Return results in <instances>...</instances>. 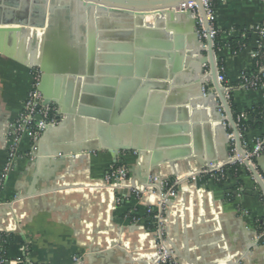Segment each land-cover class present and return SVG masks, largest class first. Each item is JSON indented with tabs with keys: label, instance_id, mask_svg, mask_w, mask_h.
<instances>
[{
	"label": "crops",
	"instance_id": "1",
	"mask_svg": "<svg viewBox=\"0 0 264 264\" xmlns=\"http://www.w3.org/2000/svg\"><path fill=\"white\" fill-rule=\"evenodd\" d=\"M214 12L217 27L227 35L226 42L264 26V0L218 1ZM145 20V25L157 24L154 17ZM178 26L186 37L187 25ZM252 33V41L240 54L232 55L225 48L217 55L218 68L225 78L221 85L231 89L230 108L232 95L236 113L246 120L247 112L253 114L249 121L254 127L245 140L249 147L257 139H264V87H240L242 74L255 72L252 53L259 45L264 49V41L259 44V37ZM202 55L199 58L203 60L206 54ZM205 72H210L209 66ZM182 74L187 76L185 70ZM174 78L166 83L170 91H156L165 94L162 99L135 101V113L138 109L141 114L136 116V123L126 120L123 128L110 118L113 125L108 128L107 147L84 158L51 155L57 147L74 145L76 138V121L73 128H64L67 117L61 114V107L51 104L58 111L56 126L40 137L39 152L30 139H22L0 190V211H4L0 213V237H6L8 260L21 259L28 264H157V232L162 228L165 246L177 264H264V236L260 233L264 230V192L246 166L239 177L222 186L203 183L202 178L181 184L174 189L175 196L168 201L161 223L148 216V210L159 215V207L154 205L157 184H170L185 177L190 169L188 174L206 170V166H222L234 157L229 141L232 130L223 122L224 109L211 82L203 85L206 93L198 89L200 97L196 98L193 94L198 92L189 78H181L177 84ZM31 84L30 67L0 57V128L5 126L1 121L10 128L18 119ZM87 85L90 83L83 82L79 88ZM172 92L174 102L169 103ZM182 98L188 104L180 109L176 104ZM133 104L131 99L126 106L132 108ZM151 106L153 111L149 110ZM186 108L190 110L188 120L182 121L180 117L187 116L181 110ZM180 126L187 129L176 133ZM113 128H119L117 140H113ZM164 128L167 132L171 128V133L164 134ZM2 132L0 176L9 153L7 138L5 144L1 141L9 131ZM180 138H187L188 143L160 147L165 139ZM120 145L127 149H119ZM113 151L119 153L118 157ZM117 163L128 170V180L114 193L106 177ZM258 165L264 181V153ZM150 172H157L156 177ZM134 190L144 194L141 200L133 196Z\"/></svg>",
	"mask_w": 264,
	"mask_h": 264
},
{
	"label": "water",
	"instance_id": "2",
	"mask_svg": "<svg viewBox=\"0 0 264 264\" xmlns=\"http://www.w3.org/2000/svg\"><path fill=\"white\" fill-rule=\"evenodd\" d=\"M190 3L199 6L200 19L207 35L205 42L198 39V21L189 19L191 12H179L182 6ZM148 15L166 16V19L155 26L145 25L144 19ZM178 24L182 27L187 25L184 31L187 38L180 34ZM193 32L196 37L192 36ZM210 33V22L202 0H0V57L39 70V91L44 104L54 103L61 107V114L67 117L64 128H73L72 123L76 121L77 127L73 130L76 133L75 144L53 149L52 156L66 158L71 154L84 158L93 151L106 148V141L110 140L108 128L113 125L109 122L110 118L123 128L126 127V120L136 123V116L141 114L138 109L135 113V101L148 97L152 102L162 99L165 94L156 91H170L169 84H166L170 77H175V84L182 81L181 78H189L194 83L193 89L198 92L193 94L196 98L200 97L198 89L203 91V85L209 80L224 109L223 122L232 130L237 156L218 168L206 166V171L212 174L243 162L264 192V181L257 170L259 165L255 168L245 156L241 136L225 96L226 88L219 82ZM194 43L204 45L206 49L195 54L190 49ZM197 45L196 48L199 47ZM202 52L206 57L199 63L198 56H203ZM200 65L209 66L210 72L205 74ZM184 70L188 77L182 74ZM198 75L201 78L197 82ZM83 82L90 85L79 88ZM53 83L55 87H52ZM174 91L181 94L179 89ZM172 95L173 92L169 95V103L174 100ZM131 99L134 104L128 108L126 105ZM191 103L194 106L195 103ZM186 104L188 102L182 98L176 105L182 109V105ZM149 110L153 111V107ZM189 111V108L181 110L183 116H187L185 119L180 117L182 121L188 120ZM1 122L5 126L0 128V132H8L9 124ZM91 127H95L94 130ZM118 129H112L113 140H117L115 134ZM181 129L187 128L180 126L176 133ZM170 131L164 128L162 132L169 134ZM1 141L5 144L6 135ZM161 143L160 147H173L186 145L188 139H165ZM119 149L127 148L120 145ZM111 153L118 157V152ZM190 171L181 184L204 174V170L188 174ZM156 173L150 172V176ZM160 189L158 184L154 188V203H162L160 213L163 214L169 205L168 197H163ZM119 190L118 187L112 188L114 193Z\"/></svg>",
	"mask_w": 264,
	"mask_h": 264
},
{
	"label": "built area",
	"instance_id": "3",
	"mask_svg": "<svg viewBox=\"0 0 264 264\" xmlns=\"http://www.w3.org/2000/svg\"><path fill=\"white\" fill-rule=\"evenodd\" d=\"M218 1L226 3L229 1H237V0H202L208 20L210 22V30H211L210 34H211L214 48H215V42L217 38L219 37V34L221 33L214 19L215 4ZM180 11L191 12V15H193L194 18L198 21L197 26H198L199 38L200 40L205 41L207 35L204 30L202 21L200 19L199 6L196 3H190L188 5L182 6L180 8ZM252 32L257 34V36L259 37V44H261L262 41H264V26H258ZM245 33L246 32H243V34H241L242 37H245ZM246 48L247 46H244V49ZM205 49H206V46H205ZM218 51L220 53L222 50L218 49ZM215 55H216V52H215ZM251 56L254 61V65H255V69L257 71L256 73L258 74V77L257 78L251 77L250 75L246 73L242 74L241 80H240V87L245 90H257V89L264 87V49L261 47V45H259L258 49L255 50ZM216 58H217V55H216ZM31 73H32V84H31L29 93L27 95V98L23 104L22 112L19 115L18 119L12 125H10L9 132L6 136L9 153H8L7 164L0 176V190L3 188L4 183L6 182L9 176V173L11 172L13 164L17 158L19 145L22 139L23 138L30 139L32 142V147L35 150V146L38 144V141L40 140V137L43 135V133L49 127L56 126L55 118H56V113L58 111L55 106H52L51 104H48V105L44 104L42 95L39 91V86L41 82V72L37 69H31ZM218 79H219L220 84L222 85L225 84V78L222 75L219 68H218ZM230 91H231L230 88H226V99L227 100H229ZM243 118L244 117H238L237 121H235L238 131H239V127H241ZM230 136H231L230 141L232 143L231 151L235 156L237 154L236 143L232 136V133H230ZM240 136H241V142H242V135L240 134ZM242 148L245 152L246 158L255 168H257V160L264 153V139H257L252 144L251 147L248 146L247 142H242ZM223 169H220L216 172L222 174ZM205 175H210V173H207V171L204 170V174L198 178H202ZM127 180H128V170L124 166L118 165V163L115 166L111 167L110 172L108 173L106 177V183L110 185L111 188H114V187L121 188L123 187L124 183ZM153 181L156 183L159 182L158 179H153ZM187 181L190 183L191 181H193V179H189ZM181 182L182 180L176 179L170 184H158L161 188L160 190L162 192V196L168 197L167 203L168 201H170L171 197L175 196L174 189L180 186ZM154 193L156 194L155 191ZM132 194L138 200H141L142 197L144 196L142 192H138L136 190H134ZM154 205L159 207V215L148 210V216L151 217L152 221L154 222L159 221V223H161L162 214L160 213V206L162 205V203L158 201V203L157 204L154 203ZM151 214H155V215L152 217ZM157 233H158L157 255L159 257L157 264H177L173 255L167 250L165 246L162 228H159ZM262 236H264V232L262 233ZM6 244H7V240L2 239L0 237V248H4ZM4 255H6V253H3L2 250H0V264H7V263L8 264H28L26 263L25 260H21V259L10 261L4 258L3 257ZM77 261L79 262L80 259H78Z\"/></svg>",
	"mask_w": 264,
	"mask_h": 264
},
{
	"label": "trees",
	"instance_id": "4",
	"mask_svg": "<svg viewBox=\"0 0 264 264\" xmlns=\"http://www.w3.org/2000/svg\"><path fill=\"white\" fill-rule=\"evenodd\" d=\"M241 34H243V32ZM241 34L238 35L236 38H232L230 40H227V42H226L225 39H226L227 35L225 36L223 34V32H221L219 34V37L217 38V40L215 42L214 51L216 52V55L219 54L218 49L224 50L225 48H228L230 54H232V55H238L241 52H243L245 50L244 46H248V44L252 41V38H253L252 34L253 33L252 32H246L245 33V37H242ZM219 66L220 65L218 64V67ZM256 72L257 71L255 69V72L252 75H250V76L257 78L258 74ZM231 100L230 101L232 102L231 103V109H232L233 117H234V120L237 121L238 117H244V116H241L240 114L236 113L235 106L233 105L232 95H231ZM256 112L257 113H261V109H257ZM251 114H252V112H247L248 120H246V118L245 119L243 118L242 119V123H241V127H239L240 134L242 135V142H246L245 140H246V137H247L246 136L247 132L254 127L252 122L249 121V116H251ZM242 169H244V166L240 165L239 163H237V164H234L233 166L225 167L223 169V173L222 174H220L218 172H214V173H212V175L210 174V175L202 177V182L203 183L213 182V183H216V184L222 186L225 182H228L229 179H231V178L233 179V178L239 177L240 172H241ZM154 215L155 214H151L152 217ZM263 232H264V230H262L260 233L262 234ZM1 238L2 239H6L5 236H3ZM0 250H2L3 253H6V255H4L3 257L8 259V257H7V247L5 246L4 248H0Z\"/></svg>",
	"mask_w": 264,
	"mask_h": 264
},
{
	"label": "bare ground",
	"instance_id": "5",
	"mask_svg": "<svg viewBox=\"0 0 264 264\" xmlns=\"http://www.w3.org/2000/svg\"><path fill=\"white\" fill-rule=\"evenodd\" d=\"M179 12H181V11H179ZM185 13H187V12H185ZM154 17V21H157L156 23L158 24V23H163V22H165V19H166V16H160V15H148V16H146L145 17V19L147 18V17ZM195 19L194 18V16L193 15H190V17H189V19ZM144 19V21H146ZM158 21H160V22H158ZM198 23V22H197ZM148 24H151V25H157V24H154V23H150V22H148ZM192 36H194V37H196L195 36V33L193 32V34H192ZM185 38H187V36L185 37ZM198 39H199V36H198ZM196 43H194V45H192V47L190 48L191 49V51L192 52H195V54L197 53H200L201 51H203V50H205V46L203 45V46H199V45H197V46H199L198 48H196ZM200 56H198V60H197V62H199V63H201L203 60H202V58H199ZM201 57H203V56H201ZM200 59L202 60L201 62H200ZM201 66V65H200ZM200 78H201V75H198L197 76V82L200 80ZM209 80H206V82H208ZM210 82V81H209ZM1 135L3 134V132L2 133H0ZM237 156V154L234 156V158ZM219 166L217 165V166H214V167H210V168H218ZM196 172H198V171H196ZM195 173V172H194ZM183 178H185V177H183ZM183 178H180V180H182ZM158 257V256H157ZM158 259H159V257H158Z\"/></svg>",
	"mask_w": 264,
	"mask_h": 264
},
{
	"label": "rangeland",
	"instance_id": "6",
	"mask_svg": "<svg viewBox=\"0 0 264 264\" xmlns=\"http://www.w3.org/2000/svg\"><path fill=\"white\" fill-rule=\"evenodd\" d=\"M151 17H152V16H151ZM199 40H200V38H199ZM205 69H206V67L203 68V71H204V73L206 74ZM203 91H204V93H206V88H205V86H203ZM230 149L232 150V143H231V141H230ZM231 154L234 155L233 153H231ZM238 163H239L240 165L245 166L243 162H238ZM232 166H233V165H232ZM211 175H212V174H211ZM205 176H207V175H205Z\"/></svg>",
	"mask_w": 264,
	"mask_h": 264
}]
</instances>
